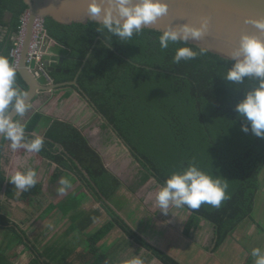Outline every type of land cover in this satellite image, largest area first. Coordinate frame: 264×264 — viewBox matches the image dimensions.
Here are the masks:
<instances>
[{
    "label": "trees",
    "instance_id": "16d2710c",
    "mask_svg": "<svg viewBox=\"0 0 264 264\" xmlns=\"http://www.w3.org/2000/svg\"><path fill=\"white\" fill-rule=\"evenodd\" d=\"M28 8L25 0H0V54L8 56L13 66L15 38ZM44 28L53 39L55 54L51 64L62 69L49 72L56 83L73 81L93 48L77 78L79 86L61 88L81 90L89 97L96 111L105 115L130 146L146 175L163 185L172 172L182 171L195 162L204 171L226 180L228 198L219 208L202 204L198 210H192L186 206L192 211L186 234L197 218L212 221L216 236L211 251L215 252L243 220L256 218L264 170V139L241 131L246 120L235 109L244 92L256 86L254 78L246 77L243 83L233 85L223 78L231 66L229 58L189 41L169 42L162 49L158 37L163 31L152 28H143L123 42L97 21L64 24L48 16ZM181 46L190 47L197 55L177 64L173 57ZM16 70V85L26 92L29 86ZM40 81L47 83L45 77H40ZM19 119L20 115L15 121ZM47 121L50 124L44 133L38 134L39 125ZM21 125L26 139L44 138L37 154L57 164L52 181L65 171L73 172L109 211L112 220L91 237L94 251L98 241L118 225L163 264H183L138 232L113 206L111 199L122 182L79 126L42 110L34 111ZM7 141L4 137L0 150V226L23 243L24 232L2 212V195L8 181L2 157ZM17 198L35 207L48 201L39 181L21 191ZM41 256H36L32 264H54L42 261ZM253 263L251 257L246 262ZM0 264H13L2 250Z\"/></svg>",
    "mask_w": 264,
    "mask_h": 264
},
{
    "label": "crops",
    "instance_id": "0c3cea01",
    "mask_svg": "<svg viewBox=\"0 0 264 264\" xmlns=\"http://www.w3.org/2000/svg\"><path fill=\"white\" fill-rule=\"evenodd\" d=\"M53 47L49 52L52 55L55 54ZM62 89L65 90V88L57 90ZM59 97H63V92H60ZM47 104L40 102L34 111L42 110L45 114L51 115L49 110H46ZM55 117L79 125L70 117L58 114ZM28 118L20 124H25ZM49 124L50 121H47L39 125L37 133L42 135ZM113 143L121 149L122 143L118 136L114 138ZM92 145L99 151L98 146ZM21 148L13 151L8 140L2 157L3 169L8 178L2 195V212L21 228L25 236L23 243H20V239L12 232L2 230L0 250L13 261V264H32L36 256L40 254L42 261H51L54 264H132L137 259L141 261V264H163L158 257L140 246L118 225H115L98 241L94 251L91 237L112 220L109 211L73 172L65 171L58 180L52 181L57 164L41 158L37 152ZM99 152L103 156L101 151ZM131 156L137 161L132 152ZM104 162L122 182L115 195H120L119 199L124 205L117 204L118 208L111 202L113 206L120 211L123 217H126L124 213L126 214L127 211L135 210L132 212L134 218L125 219L153 244L175 256L181 263L246 264L250 257L254 261L251 256L253 248H264V223L262 221L264 218H246L217 251H211L216 236L215 224L212 221L202 217L197 218L194 227L186 234L184 230L192 211L186 206L176 207L174 204H170L167 213L161 211L156 201L155 188L157 185L159 188L162 185L153 176L146 175L138 161L139 180L135 184L136 187L132 184L130 188L127 187L128 189L124 187L121 174L112 168L115 166L114 161L109 162L104 159ZM29 168L35 170L36 181L42 183L48 196V201L42 203L40 207L27 205L18 200L17 196L22 190L17 189L9 181L17 171L23 172ZM61 178H67L71 182V186L63 193L59 191L62 187ZM155 180L156 183L151 188L153 193L145 195L144 201L150 202L149 206L152 208L148 211L139 202L136 191L139 187L154 183ZM143 212L151 218H139L143 216ZM168 245L171 246L168 247Z\"/></svg>",
    "mask_w": 264,
    "mask_h": 264
},
{
    "label": "clouds",
    "instance_id": "9594fccd",
    "mask_svg": "<svg viewBox=\"0 0 264 264\" xmlns=\"http://www.w3.org/2000/svg\"><path fill=\"white\" fill-rule=\"evenodd\" d=\"M87 10L90 17L103 29L123 42L165 16L168 13V4L166 0H88ZM251 23L264 30V20H253ZM205 29L206 21H201L199 26H167L158 37L159 45L164 49L169 42L186 43L200 39ZM196 55L197 52L190 47L181 46L176 49L173 60L179 64L182 60H191ZM229 56L231 66L223 76L225 80L233 85L243 83L246 77L257 81L256 86L244 92L235 106L236 112L246 120V123L241 124V131L264 139V39L243 32L239 36L238 45ZM16 72L8 56L0 54V136L10 141L13 151L23 147L30 152H39L44 138L35 136L30 140L26 139L24 126L11 115L12 112L23 115L30 107L26 99L27 93L16 85ZM9 181L17 189L26 191L36 184V172L31 168L23 172L17 171ZM60 184L61 193L71 186L67 178H61ZM227 188L225 179L213 176L195 162H190L182 171H174L166 178L156 193V201L159 209L165 213L170 204L176 207L187 206L192 210H198L202 204L219 208L228 198ZM251 256L254 264H264V248H253ZM132 264H141V261L137 259Z\"/></svg>",
    "mask_w": 264,
    "mask_h": 264
},
{
    "label": "water",
    "instance_id": "95a60500",
    "mask_svg": "<svg viewBox=\"0 0 264 264\" xmlns=\"http://www.w3.org/2000/svg\"><path fill=\"white\" fill-rule=\"evenodd\" d=\"M29 4L27 10V22L25 24V35L22 42L20 55L17 60L16 68L21 73L23 79L29 86L27 102L31 103L36 96L44 91H54L66 85L78 84V76L88 60L90 52L73 81L56 83L50 79L47 83H42L36 74V59L28 62V55L32 41L35 38V25L37 21L44 22L46 17H52L56 21L64 24L75 22L87 23L95 21L90 17L87 6L88 0H25ZM168 13L159 20L144 28H152L163 31L167 26H180L190 24L199 26L201 21H206V29L200 39L189 40L200 47L206 48L225 58H229V53L238 45L239 36L243 32L255 34L264 39V30L258 29L253 20H264V0H166ZM246 21H248L246 23ZM45 37L53 39L45 31ZM101 37L99 36L98 39ZM110 46V45H109ZM52 54L46 53L44 58L48 65V71H61V68L51 64ZM96 111V106L90 101L89 97L81 90L78 91ZM97 112V111H96ZM102 120L110 125L115 134L131 151L130 146L120 137L104 114L97 112ZM16 120L19 116L15 112L11 113ZM4 136H0V150ZM132 152V151H131Z\"/></svg>",
    "mask_w": 264,
    "mask_h": 264
},
{
    "label": "rangeland",
    "instance_id": "374dc122",
    "mask_svg": "<svg viewBox=\"0 0 264 264\" xmlns=\"http://www.w3.org/2000/svg\"><path fill=\"white\" fill-rule=\"evenodd\" d=\"M43 40V49L45 52L49 53L51 51V47L53 46L52 41L42 35ZM67 91V92H66ZM60 92H63V97L60 96ZM69 94V95H67ZM65 98H68L67 100ZM40 102L48 103L46 106L52 116L56 114L70 117L75 122H77L79 127L84 131V133L88 136L90 142L98 146L103 154V158L105 161H114V168L119 174H121L122 181L124 183V187L128 189L130 185L134 184L133 187H136L135 184L138 182V173H139V163L131 156L130 150L126 147V145L121 141V149L118 148V145L113 143L114 138H117L113 129L106 125L102 118L98 115V113L92 108V106L87 102V100L77 91H71L70 88L59 90L44 91L39 93L35 100L31 103L30 107L26 110L23 115H20L19 123L24 122L31 113L39 106ZM43 105V104H42ZM49 113V114H50ZM110 136V139H108ZM110 140V141H108ZM117 147V148H116ZM124 149V150H123ZM261 181H262V190L259 194L257 199V205L255 209L256 218H264V170L261 174ZM156 180L154 183L147 184L142 188L136 191L137 196L139 197V202L143 205L145 209L151 211L152 208L149 206L151 203H146L145 195L152 194L151 188L155 185ZM156 189V190H155ZM154 190L157 192L159 190L158 185ZM142 193V194H140ZM120 195H115L111 202L117 206L124 204L122 203L121 199H119ZM125 201V200H124ZM126 202V201H125ZM119 208V206H117ZM135 210L127 211L124 215V218H134L133 213ZM137 213V212H136ZM139 218H151L148 215L144 214ZM153 218V216H152ZM264 223V220H262ZM182 237V235H179ZM184 239V238H183ZM171 245H168L170 247ZM147 251V250H146ZM148 253V251H147Z\"/></svg>",
    "mask_w": 264,
    "mask_h": 264
},
{
    "label": "built area",
    "instance_id": "2783aa9c",
    "mask_svg": "<svg viewBox=\"0 0 264 264\" xmlns=\"http://www.w3.org/2000/svg\"><path fill=\"white\" fill-rule=\"evenodd\" d=\"M27 22V12L25 15L22 17V26L19 35L15 38L16 39V48L13 50V54L15 56V62H14V67L16 68L17 60L20 55L21 47H22V42L24 39L25 35V24ZM45 33V28H44V22L42 21H37L35 25V38L32 41L31 48L29 51L28 55V62H30L31 59L35 58L36 59V69L35 72L39 77H45L47 81L52 79L49 75L48 71V65L47 62L44 58V55L47 53L43 49V38L42 35ZM2 234V228L0 226V236Z\"/></svg>",
    "mask_w": 264,
    "mask_h": 264
}]
</instances>
